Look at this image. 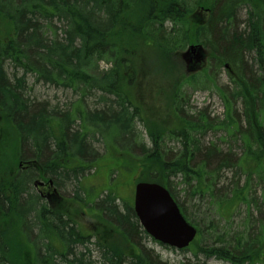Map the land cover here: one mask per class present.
Returning <instances> with one entry per match:
<instances>
[{
	"label": "trees",
	"instance_id": "trees-1",
	"mask_svg": "<svg viewBox=\"0 0 264 264\" xmlns=\"http://www.w3.org/2000/svg\"><path fill=\"white\" fill-rule=\"evenodd\" d=\"M0 33V264H168L142 246L148 235L120 194L121 181L134 171L141 173L136 184L166 186L197 227V241L185 251L196 247L198 254L229 264H264V219L251 217L252 206L260 211L252 182L256 176L264 181V0H0ZM191 46L207 58L192 74L176 58ZM107 57L114 60L111 69L90 74ZM156 59L162 69L149 71L161 80L166 117L144 106L154 91L141 80L149 73L143 63ZM224 69L228 85L220 83ZM29 77L79 99L67 111L49 109L27 95ZM198 89L219 94L224 119L191 112L190 94ZM97 94L102 107L90 110L86 101ZM210 133H221V141L207 142ZM97 136L107 155L91 146ZM226 141L234 144L227 151ZM107 156L108 181L87 203L82 180ZM73 158L79 165L70 169ZM70 174L73 200L95 210V235L86 236L65 211L58 189L43 197L33 188L38 179L56 186ZM175 179L197 198L200 221L179 202ZM207 200L220 218L225 208L233 218L246 204L245 227L224 232L211 210L202 209ZM99 228L114 236L109 243ZM116 235L123 243H114ZM205 239L210 243L203 245ZM92 240L99 263L88 246Z\"/></svg>",
	"mask_w": 264,
	"mask_h": 264
},
{
	"label": "rangeland",
	"instance_id": "rangeland-1",
	"mask_svg": "<svg viewBox=\"0 0 264 264\" xmlns=\"http://www.w3.org/2000/svg\"><path fill=\"white\" fill-rule=\"evenodd\" d=\"M60 33V32H59ZM1 34V33H0ZM198 47V46H196ZM190 48H188L184 53L181 55H178L176 58L180 62V67L184 70L186 73L187 71L192 74L197 71H199L202 67H205V63L207 62V58H202L199 60L195 56H187V53ZM152 58V57H151ZM197 61H200L197 66ZM114 64V60L111 57H107L97 63H94L90 69V74L97 76L99 74H103L108 72L111 67ZM145 72L148 71L149 73L144 76L141 80H145V85L147 88H149L148 91H154L152 95H147V98L144 100V106L145 107H152L153 112H161L163 117H166L168 115V112L160 110L161 108L166 109L164 98H162V94L158 92L159 88V82L161 80H158V78L154 74H150L149 70H155L156 72L158 70L162 69V64H160V61L158 59L152 61L151 63L148 62V64L143 63ZM143 70V69H142ZM173 75V71L171 72L170 76ZM28 86H27V95L30 97L31 100H35L37 103H44L46 102V105L49 107V109L55 108L59 109V111H67L69 107L73 105L79 98L77 95L72 93L68 90H63L61 88H57L50 85L45 84H36L33 77L28 78ZM220 83L222 85H228L229 84V78L227 76L226 70H222L220 74ZM99 98L100 95L97 94V96L89 97L86 101V107L90 110H94L96 108H101L102 106L99 105ZM190 103L192 110L191 112L195 113L198 110H206L211 114L214 118H220L221 120L225 117V108L224 103L219 96V94L215 90H194L190 94ZM152 108H150L147 111H152ZM167 110L168 105H167ZM237 110L239 112V116L242 115V107L241 105H237ZM242 120V119H241ZM1 122V121H0ZM78 125V124H77ZM141 132L144 134H148L145 127L138 125ZM4 139V137H3ZM91 140V139H90ZM207 142H217L221 141V133H210L206 137ZM91 146L101 155H107L105 151V145L101 140V137L97 136L96 138H92L90 141ZM223 149L225 151L229 150L230 148H233L234 144L231 141H226V143H223ZM237 149V150H236ZM237 153L240 152V149L236 148ZM86 157L88 159H91L93 154L89 148L86 149ZM83 164L85 166H89L90 161L84 160ZM112 162L110 161L109 157L107 156L98 164L97 170L95 168L87 170V173L85 174L83 180H82V186L85 188L86 191H89L88 193L90 195V198H86V192L84 193L85 202L90 203V201H94L96 194L99 193L104 186L106 185L108 181V166L111 167ZM78 159L73 158L69 161V168L75 169L78 168ZM103 166L102 168H100ZM224 175L231 179L232 177V171L231 170H225ZM73 176L70 174V179L65 180V178L58 181V185L55 186L56 189H58L60 195L67 200L65 203L64 209L67 210L70 215L73 217V219L78 224V227L83 231V233L86 234V236H92L95 235L94 233V226L98 225L95 220V210L90 206V204L85 205L84 202H80L79 200H73V197L76 195V181L72 179ZM141 178L140 171H134L133 175H130L128 177V180H122L121 181V192L120 194L124 197L125 201H129L134 203V186L136 185V180H139ZM48 180V178H47ZM37 181L42 182V179H38ZM36 181V182H37ZM243 181V177H242ZM244 183V182H243ZM231 183L226 182L225 186H229ZM253 185V193H254V199L255 202H258L260 205V211L254 206L251 208V217L258 219L259 217L261 219H264V181L260 183L259 179H257V176L252 182ZM223 186V185H222ZM221 187V186H220ZM34 190L39 194H47L48 191H45L41 188L40 185L36 186L35 183L33 184ZM187 186L182 184V181L180 179L174 180V189L179 194V202L182 203V201L187 203V207L189 209V214L191 217H195L197 221L201 220L200 214H198L199 209L196 207L198 205L197 198L196 197H190V195L186 193ZM94 190V191H93ZM53 192V191H52ZM51 192V193H52ZM92 192V194H91ZM92 196V197H91ZM45 197V196H43ZM97 198V197H96ZM126 201V202H127ZM65 201H63L64 203ZM62 203V201H61ZM60 203V204H61ZM202 209L206 211L207 208L211 210L210 215L214 216V218L221 221V226L225 227V231L231 235L234 233L240 231L243 229L246 217L248 215V207L246 204H242L241 206H238L235 211L233 212V218H230L231 210H229V207L223 210V216L220 218L219 216H215V212L213 209V205L209 203V200L205 202V204L201 205ZM202 210V211H203ZM260 212H263V215H260ZM69 215V214H68ZM195 215V216H194ZM102 221V220H101ZM103 226L101 228H106L104 222L102 221ZM260 225V224H258ZM99 228L100 230H103ZM110 231V230H108ZM14 233V228L11 230V234ZM99 234L102 236V238H107V243L110 242V234L105 235V231H100ZM98 239V238H96ZM94 240V239H93ZM91 241L88 243V246L92 250V259L94 261H97L99 263L98 258L99 252L95 247L94 241ZM117 240L120 243H123L120 236L116 235V239L114 240V243H117ZM142 246L146 247L149 250H152L153 253H155L157 256L161 257V259L168 263V264H181V263H199V264H229L227 262H222L217 260L215 257L212 258H206L202 254L197 253V248L192 247L189 251H177L174 249H170L158 242H156L154 239L148 236V238L142 237L141 239ZM106 243V244H107ZM210 241L205 239L202 243L203 245L209 244ZM84 252L83 248H78L77 253ZM198 254V255H196ZM264 256V255H263ZM264 261V258H263ZM262 264V263H261Z\"/></svg>",
	"mask_w": 264,
	"mask_h": 264
},
{
	"label": "water",
	"instance_id": "water-1",
	"mask_svg": "<svg viewBox=\"0 0 264 264\" xmlns=\"http://www.w3.org/2000/svg\"><path fill=\"white\" fill-rule=\"evenodd\" d=\"M201 50V47L192 46L187 56L199 60ZM134 210L144 231L167 247L185 250L198 236V229L186 220L171 192L160 184H137Z\"/></svg>",
	"mask_w": 264,
	"mask_h": 264
},
{
	"label": "flooded vegetation",
	"instance_id": "flooded-vegetation-1",
	"mask_svg": "<svg viewBox=\"0 0 264 264\" xmlns=\"http://www.w3.org/2000/svg\"><path fill=\"white\" fill-rule=\"evenodd\" d=\"M43 190H49L50 189V187H46V185L45 186H43V187H41Z\"/></svg>",
	"mask_w": 264,
	"mask_h": 264
}]
</instances>
